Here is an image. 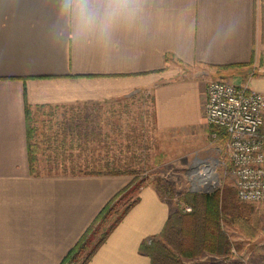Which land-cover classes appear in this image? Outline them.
I'll list each match as a JSON object with an SVG mask.
<instances>
[{
	"label": "crops",
	"instance_id": "1",
	"mask_svg": "<svg viewBox=\"0 0 264 264\" xmlns=\"http://www.w3.org/2000/svg\"><path fill=\"white\" fill-rule=\"evenodd\" d=\"M87 6L84 14L80 0H0V264H62L130 180L76 174L83 171L79 144L89 149L96 141L88 127L80 132L78 105L149 92L158 130L181 132L199 152L217 155L223 137L213 139L204 119L209 82L248 84L264 94V0ZM24 102L28 112L59 113L42 122L48 135L34 146L40 152L44 139L51 149L44 159L70 174H34ZM260 133L264 140V114ZM84 163L92 170L110 165ZM138 197L86 264H150L140 244L161 232L172 208L150 184Z\"/></svg>",
	"mask_w": 264,
	"mask_h": 264
},
{
	"label": "rangeland",
	"instance_id": "2",
	"mask_svg": "<svg viewBox=\"0 0 264 264\" xmlns=\"http://www.w3.org/2000/svg\"><path fill=\"white\" fill-rule=\"evenodd\" d=\"M151 99V93L139 92L128 98L95 104L85 103L75 107L73 112H76L81 121L80 132L86 133L88 129L96 135V141L89 145V149L85 144H79L78 169L92 170L84 167L85 160L90 161L92 166L109 162L122 171H133L134 173L123 174L128 176L129 182L133 178L141 179L146 181V185L163 187L164 192L168 187L172 195L167 191L161 198L172 208L170 214L175 211L182 213L191 211V207L182 200L186 193L206 194L216 189H232L235 193L234 180L225 153L211 155L199 152L196 141L187 138L181 132L158 130L153 122ZM53 111L56 112L48 109L28 112V124L32 130L30 144L35 148V161L32 166L34 174L37 175L70 174L62 173L59 170L61 165L55 160L47 162L48 158L44 159V156L46 158L51 153L44 139L39 141L40 152L36 153L34 146L38 144L37 140L40 137L48 135L42 122L52 116ZM204 158L206 163H200ZM205 167L211 168L210 173L206 172L209 181L205 182L212 185V191L193 190L194 185L198 183L196 175L200 173L197 178H202L205 173V169L202 168ZM76 174L84 176L80 171ZM237 203L241 208L247 209L246 220L220 222L230 247L226 256H218L206 250L195 257L175 252V260L167 263L165 261L163 264H264V202L244 203L237 199ZM187 240L188 237L182 241L183 246Z\"/></svg>",
	"mask_w": 264,
	"mask_h": 264
},
{
	"label": "trees",
	"instance_id": "3",
	"mask_svg": "<svg viewBox=\"0 0 264 264\" xmlns=\"http://www.w3.org/2000/svg\"><path fill=\"white\" fill-rule=\"evenodd\" d=\"M24 113L28 119V106L25 102ZM27 137V157L29 165L32 167V163L35 161V148L29 143L32 137L30 128L27 129ZM80 172L82 175L111 176L134 173L133 171H122L112 164L109 167L105 166L104 169ZM145 185L146 181L133 178L129 184L120 189L102 207L78 242L64 257L62 264H86L130 208L138 202L139 191ZM162 188L159 185L157 188L154 187L160 197L163 198L167 191L172 195V191L168 187L165 192ZM235 195L236 192L234 193L232 189H216L206 194L186 193L182 200L191 207V211L189 213L175 211L170 214L161 232L152 237L149 242H142L139 251L149 257L150 264L174 261L175 252L179 255L195 257L206 250L218 256H226L230 247L227 237L220 227V222L246 220L247 209L238 205ZM187 237L188 240L183 246L182 241Z\"/></svg>",
	"mask_w": 264,
	"mask_h": 264
},
{
	"label": "built area",
	"instance_id": "4",
	"mask_svg": "<svg viewBox=\"0 0 264 264\" xmlns=\"http://www.w3.org/2000/svg\"><path fill=\"white\" fill-rule=\"evenodd\" d=\"M263 114L264 94L248 84L234 85L223 79L209 82L204 119L215 129L213 139L223 137L234 190L244 203L264 202Z\"/></svg>",
	"mask_w": 264,
	"mask_h": 264
},
{
	"label": "clouds",
	"instance_id": "5",
	"mask_svg": "<svg viewBox=\"0 0 264 264\" xmlns=\"http://www.w3.org/2000/svg\"><path fill=\"white\" fill-rule=\"evenodd\" d=\"M81 2V12L87 14L89 12L88 3L89 0H80ZM131 0H106L109 8H112L113 5L117 6L118 8H126Z\"/></svg>",
	"mask_w": 264,
	"mask_h": 264
},
{
	"label": "water",
	"instance_id": "6",
	"mask_svg": "<svg viewBox=\"0 0 264 264\" xmlns=\"http://www.w3.org/2000/svg\"><path fill=\"white\" fill-rule=\"evenodd\" d=\"M193 185H194V183H193ZM194 186H195V188H193V190H198V191H202V192H210L213 189L212 185L207 184V183H203L200 185L197 183Z\"/></svg>",
	"mask_w": 264,
	"mask_h": 264
},
{
	"label": "bare ground",
	"instance_id": "7",
	"mask_svg": "<svg viewBox=\"0 0 264 264\" xmlns=\"http://www.w3.org/2000/svg\"><path fill=\"white\" fill-rule=\"evenodd\" d=\"M210 169H211V168H209V167H208V168L205 167V171H204L205 173L203 174L202 178H197V175H200V173L196 175V180L198 181V184H199V185H200V184H203V183H206L205 181H209V180H208V177H209V176L206 174V172H207V173H210Z\"/></svg>",
	"mask_w": 264,
	"mask_h": 264
}]
</instances>
